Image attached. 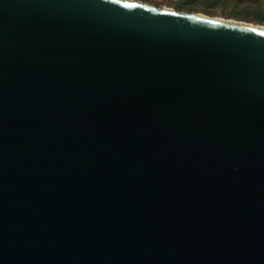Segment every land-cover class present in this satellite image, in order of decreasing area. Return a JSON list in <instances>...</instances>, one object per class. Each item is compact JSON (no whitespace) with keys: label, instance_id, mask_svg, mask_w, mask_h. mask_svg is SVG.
<instances>
[{"label":"water","instance_id":"1","mask_svg":"<svg viewBox=\"0 0 264 264\" xmlns=\"http://www.w3.org/2000/svg\"><path fill=\"white\" fill-rule=\"evenodd\" d=\"M136 0H0V264H264V29Z\"/></svg>","mask_w":264,"mask_h":264},{"label":"rangeland","instance_id":"2","mask_svg":"<svg viewBox=\"0 0 264 264\" xmlns=\"http://www.w3.org/2000/svg\"><path fill=\"white\" fill-rule=\"evenodd\" d=\"M157 8H170L177 10V6L185 3L192 7V12L179 11L184 13H198L209 17L231 19L252 24L253 20L247 21L246 17L254 19V9L260 7V15L264 16V0H136ZM258 25V24H257Z\"/></svg>","mask_w":264,"mask_h":264},{"label":"trees","instance_id":"3","mask_svg":"<svg viewBox=\"0 0 264 264\" xmlns=\"http://www.w3.org/2000/svg\"><path fill=\"white\" fill-rule=\"evenodd\" d=\"M177 11H188V12H192L194 9L192 7H188L185 3H182L181 5L177 6ZM260 7H257L254 9V13H255V18L251 19L249 17H246L247 21H251L253 20L254 22H256L258 25H263L264 26V16L260 15Z\"/></svg>","mask_w":264,"mask_h":264},{"label":"bare ground","instance_id":"4","mask_svg":"<svg viewBox=\"0 0 264 264\" xmlns=\"http://www.w3.org/2000/svg\"><path fill=\"white\" fill-rule=\"evenodd\" d=\"M220 19H223V18H220ZM223 20H226V19H223ZM228 20V19H227ZM231 20V19H230ZM229 20V21H230ZM254 25V24H253ZM260 28L264 29V26L263 25H259Z\"/></svg>","mask_w":264,"mask_h":264}]
</instances>
